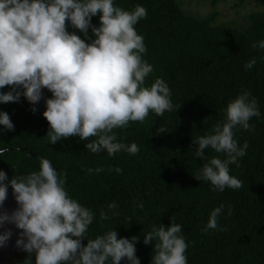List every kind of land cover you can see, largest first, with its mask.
Masks as SVG:
<instances>
[{"label": "clouds", "instance_id": "9594fccd", "mask_svg": "<svg viewBox=\"0 0 264 264\" xmlns=\"http://www.w3.org/2000/svg\"><path fill=\"white\" fill-rule=\"evenodd\" d=\"M226 1L220 0L218 7ZM235 3L233 0L229 7ZM133 5L136 8L128 11L115 5L114 0H0V104H22L39 114L46 103L43 117L49 130L41 134L45 143L59 146L66 139H76L93 153L119 155L120 164L109 169L113 170V183L124 172L129 173L125 168L134 169L133 162L122 153L139 152L136 143L118 141L114 130L130 122L143 123L150 113L163 116L182 107L172 103V92L163 79L157 78L146 86L153 66L143 59L146 51L148 54L147 43L135 26L148 13L144 4ZM180 33L175 24L168 37L159 38L162 41L155 55ZM258 46L264 48V41ZM171 61L178 72L187 68L182 64L188 63L189 57L181 54ZM255 63L252 59L244 67L251 69ZM225 111V120L215 124L210 133L197 129L185 142L194 159L208 160L203 166L196 163L200 169L194 178L201 186L221 193L215 203L218 207L207 217L205 233L227 230L218 223L224 209L233 215V220H259L258 196L225 194L226 190L243 187L233 168L234 164L239 167V158L246 155L249 145L245 141L240 146L234 137L239 129L253 130L249 122L261 115L258 102L244 90L227 104ZM0 129L14 130L8 111H0ZM180 135L181 128L168 141L169 150L178 146ZM6 140L12 143L10 134L0 133V141ZM15 148L34 157L29 148ZM209 148L226 158L222 155V159H208L205 154ZM5 150L0 149V155ZM169 161L170 166V154ZM88 162L89 159L84 163ZM103 170L98 167L95 172ZM66 180L67 173L58 172L43 157L39 170L27 175H14L9 180L7 173L0 170V247L16 243L22 250L5 249L9 264L17 262L12 260L13 255L18 257L24 252L28 254V264H32L33 253L35 264H121L123 260L128 264H208L201 253L188 251L182 225L175 222L169 227L153 225L144 235L143 243H151L155 253L151 260L140 261L136 256L138 237H118L114 229L87 239L84 245L94 213L69 196ZM174 182L178 185L177 180ZM139 207L143 208V204ZM117 208L115 201L110 203L109 211L100 212V220L110 219L109 212L118 215L113 211ZM199 239L196 249L218 242L211 235Z\"/></svg>", "mask_w": 264, "mask_h": 264}, {"label": "trees", "instance_id": "16d2710c", "mask_svg": "<svg viewBox=\"0 0 264 264\" xmlns=\"http://www.w3.org/2000/svg\"><path fill=\"white\" fill-rule=\"evenodd\" d=\"M219 1L114 0L115 5L128 11L136 8L133 3L144 4L147 17L135 27L144 37V44L147 43L148 54L146 51L143 59L153 66L146 86L157 78L163 79L172 92V103L182 105L178 111L165 112L163 116L150 113L143 123L130 122L127 127L114 130L118 141L136 143L139 147L136 155L122 153L133 162L134 169L125 168L129 173L124 172L114 183L113 170L109 169L120 164L119 155L110 157L106 151L93 153L76 139H66L59 146L45 143L41 134L49 130L43 117L46 103L39 114L22 104H0V111H8L14 125L13 131L0 129V133H8L12 138V143L0 141V149H6L0 155V170L7 173L9 180L14 175H27L39 170L43 157L58 172H66L69 196L94 213L82 241L84 245L87 239L114 229L118 237H138L136 256L140 261L151 260L155 253L151 243H143L144 235L153 225L169 227L175 222L182 225L181 234L188 240V251L201 253L208 264H264V48L258 46L264 41V0H236L228 9H244L245 13L229 21L219 16ZM206 6L208 9L204 10ZM175 24L180 35L155 55L162 41L159 38L168 37ZM181 54H187L189 62L182 64L186 69L176 72L177 66L171 60ZM252 59L255 65L245 69ZM244 90L256 98L261 115L250 120L253 130L239 129L235 134L240 146L245 141L249 145L246 155L239 158V167L234 164L233 168L243 187L226 190L225 194L258 196L259 220H233V215L229 216L224 209L218 223L227 230L205 233L207 217L218 207L215 203L221 199V193L201 186L194 178L200 169L196 163L203 166L208 160L194 159L185 142L197 129L210 133L215 124L224 121L227 104ZM180 128L178 146L169 150L168 141L178 135ZM160 129L165 131L161 133ZM168 134L171 135L166 138ZM15 147L31 149L34 157H27ZM169 154L173 160L170 166ZM205 155L208 159L215 156L222 159V155L226 158L210 148ZM88 159L87 165L84 162ZM98 167L104 170L96 173ZM88 169L93 171L89 173ZM113 201L118 205L113 211L119 214L109 212L110 219L101 221L100 212L109 211L108 205ZM141 203L143 208L139 207ZM202 235L214 236L218 242L196 249ZM27 257L26 252L19 254L16 264H28ZM31 259L35 264L34 253ZM121 264L128 262L123 260Z\"/></svg>", "mask_w": 264, "mask_h": 264}, {"label": "rangeland", "instance_id": "374dc122", "mask_svg": "<svg viewBox=\"0 0 264 264\" xmlns=\"http://www.w3.org/2000/svg\"><path fill=\"white\" fill-rule=\"evenodd\" d=\"M230 1L227 0L225 3H222L220 7L217 6L219 9V16L223 18L224 20H232L233 18H238L241 14L245 13V10H238V9H228V7L232 4L233 0H231L230 4H228ZM208 7H204V10H207ZM17 257L12 256V260L16 262Z\"/></svg>", "mask_w": 264, "mask_h": 264}, {"label": "water", "instance_id": "95a60500", "mask_svg": "<svg viewBox=\"0 0 264 264\" xmlns=\"http://www.w3.org/2000/svg\"><path fill=\"white\" fill-rule=\"evenodd\" d=\"M7 198H9V197L7 196ZM20 232H21V230L18 229V234L19 235H20ZM6 248H8L10 250L22 251L21 249L16 247V243L11 244V245L7 244L4 247H0V264H9V262L6 259V253H5V249Z\"/></svg>", "mask_w": 264, "mask_h": 264}, {"label": "bare ground", "instance_id": "6f19581e", "mask_svg": "<svg viewBox=\"0 0 264 264\" xmlns=\"http://www.w3.org/2000/svg\"><path fill=\"white\" fill-rule=\"evenodd\" d=\"M14 201H15V198H14V195L10 196Z\"/></svg>", "mask_w": 264, "mask_h": 264}]
</instances>
